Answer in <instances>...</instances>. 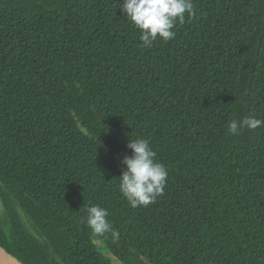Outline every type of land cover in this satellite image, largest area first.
<instances>
[{
	"label": "trees",
	"instance_id": "trees-1",
	"mask_svg": "<svg viewBox=\"0 0 264 264\" xmlns=\"http://www.w3.org/2000/svg\"><path fill=\"white\" fill-rule=\"evenodd\" d=\"M122 2L0 0V245L20 264H264V126L227 128L264 120V0H192L150 48ZM138 138L168 176L132 208Z\"/></svg>",
	"mask_w": 264,
	"mask_h": 264
},
{
	"label": "clouds",
	"instance_id": "clouds-1",
	"mask_svg": "<svg viewBox=\"0 0 264 264\" xmlns=\"http://www.w3.org/2000/svg\"><path fill=\"white\" fill-rule=\"evenodd\" d=\"M119 8L139 30L141 46L145 48H150L157 39L163 42L174 39L176 22L183 23L185 13L194 14L192 0H123ZM261 126H264V120L247 116L231 120L227 128L229 134L238 135L242 129L255 130ZM127 148L131 155L122 160L119 191L132 208L147 207L164 194L167 169L156 161L157 153L148 139H132ZM108 216L106 208L99 205L88 207L86 225L93 234L102 235L111 229Z\"/></svg>",
	"mask_w": 264,
	"mask_h": 264
},
{
	"label": "water",
	"instance_id": "water-1",
	"mask_svg": "<svg viewBox=\"0 0 264 264\" xmlns=\"http://www.w3.org/2000/svg\"><path fill=\"white\" fill-rule=\"evenodd\" d=\"M0 264H20L0 245Z\"/></svg>",
	"mask_w": 264,
	"mask_h": 264
},
{
	"label": "rangeland",
	"instance_id": "rangeland-1",
	"mask_svg": "<svg viewBox=\"0 0 264 264\" xmlns=\"http://www.w3.org/2000/svg\"><path fill=\"white\" fill-rule=\"evenodd\" d=\"M0 207H1V201H0ZM105 253V252H104ZM113 264H122L121 262H119L118 260L111 258Z\"/></svg>",
	"mask_w": 264,
	"mask_h": 264
}]
</instances>
